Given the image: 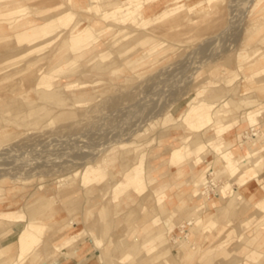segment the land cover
Masks as SVG:
<instances>
[{
  "label": "rangeland",
  "instance_id": "1",
  "mask_svg": "<svg viewBox=\"0 0 264 264\" xmlns=\"http://www.w3.org/2000/svg\"><path fill=\"white\" fill-rule=\"evenodd\" d=\"M188 1L119 0L115 17H97L106 32L92 30L88 45L76 43L85 44L81 50L57 39L25 57L12 52L7 60L12 74L0 81V102L19 98L20 105L0 110V246L6 248L1 264H122L123 251L135 241L139 255L132 261L128 253L123 264H218L223 256H201L225 241L229 249L240 246L245 232L253 243H243L230 258L246 264L249 252H264L263 174L250 184L241 213L217 221L208 233L204 219L189 244L196 248L193 258L179 256L177 240L193 225L188 220L204 215L197 209L213 210L221 186L237 187L227 173L215 174L222 153L205 139L226 127L221 139L256 144L259 162L264 159V93L258 91L264 78V0H197L190 7ZM6 3L20 10L14 14L20 22L56 20V0H1L0 6ZM192 7L201 12L179 26L180 12ZM72 12L68 26L57 28L63 39L73 23L88 25L84 12ZM2 36L13 32L0 18V57L12 47L27 51L14 38L2 42ZM118 39L128 43L126 52H118ZM63 60L71 71L54 73ZM41 76L62 95L59 103L39 97L33 80ZM236 85L235 98L257 96L256 107L226 104ZM207 106L219 108V120L197 140L189 128L195 116L189 113H203ZM200 196L207 202L196 203ZM172 211L176 229L170 231L165 221ZM242 218L249 219L229 235ZM31 225L43 233L23 254L20 235L24 229L33 232ZM160 234L168 241L164 247ZM170 246L165 257L145 259Z\"/></svg>",
  "mask_w": 264,
  "mask_h": 264
},
{
  "label": "bare ground",
  "instance_id": "2",
  "mask_svg": "<svg viewBox=\"0 0 264 264\" xmlns=\"http://www.w3.org/2000/svg\"><path fill=\"white\" fill-rule=\"evenodd\" d=\"M57 4L54 8V13H56L54 16H56V20L50 18H46L49 21H47L45 24L37 25L34 22H20L17 15H14L18 11H20L17 8H13L11 5L2 4L0 6V12H3V14H0V18L7 21L9 24V28L13 32V36H2L1 41L6 42L10 41L11 38L15 39L16 42H18L21 47L20 49L27 48L26 52H18L19 48H9L6 52V56L2 55L0 57V77L3 81L4 79H8L9 76H11V72H8V61L12 58L11 54L12 52L16 51L17 53L15 56L25 57L27 55H30L31 53H34L36 51L42 50L43 46H48L52 44L57 39L63 40L64 43L69 44L70 48H72L73 51L81 50L83 47H85V44L88 45V42L90 40L89 34L91 31L101 32L103 34L106 32V28L101 23V19H98L97 17L101 18H107L115 17L116 13H119L121 10H114L119 5V0H87L86 3H83L79 0H56ZM197 0L188 1V6L196 4ZM222 0H219V3ZM1 2V0H0ZM185 2V1H184ZM28 5V4H27ZM65 9H68L65 11ZM202 8H185L183 11L180 12L178 16V23L179 26H182L184 28L185 21L188 19V17L198 15L201 12ZM72 11H79L84 12L83 17L85 20H87L88 25L79 27L78 22L73 23V25L69 29V36L68 38L62 37V34L59 35L57 33V28L59 25L68 26V23L73 18L74 14ZM116 11V13H115ZM6 16V17H3ZM41 16L47 17L46 14H41ZM116 19V18H114ZM177 23V24H178ZM262 24V23H261ZM67 29V28H66ZM187 27L174 34V37H178L180 33H186ZM122 39L115 40L114 42H120ZM78 42H87L83 45H77ZM44 44V45H42ZM26 45V46H25ZM45 46V47H46ZM128 43H122L120 42L118 44V52H126L128 50ZM8 60V61H7ZM34 63V62H33ZM33 63H29L26 67H30ZM132 62H128L127 64L130 65ZM72 65L69 64L68 61H62L59 67H57L54 70V73L64 74L71 71L70 67ZM74 68V67H73ZM25 69V68H24ZM24 69L18 70L15 72L21 73ZM70 69V70H69ZM125 68H119L115 70V73H119L120 71H124ZM264 71V70H263ZM49 78L47 76H41L37 80H33L36 85H38V92L39 97L49 103V104H57L61 101L62 95L56 92V90H53L51 88V85L46 84L45 82ZM259 93H264V78L258 81ZM1 86V83H0ZM240 90V86L236 85L231 89V96L233 98L229 99L226 104L231 105L235 108H238L240 105L247 106L248 108H254L258 104L257 96H251L248 93L243 94L241 97H236L235 94H238ZM257 91V90H256ZM20 100L19 98L16 99H9L3 102H0V110L5 111L6 105H11L13 109L16 107H19ZM221 104H219L220 106ZM223 106V105H222ZM219 108L218 109H210V106H207V109L205 112L198 113L194 110H191L189 115L195 116L189 121V128L191 130L196 131V138L197 140H202L203 137L206 135L207 129L210 126L215 125L214 123L219 120ZM238 110V109H237ZM221 112V111H220ZM222 113V112H221ZM252 113L248 112L250 115ZM216 119V120H215ZM251 119V116H250ZM259 120V119H258ZM222 122V121H220ZM227 128L219 129L216 131L215 135L212 137H207L205 140L209 143H213L212 147L214 150L221 152L222 155L218 162V167L215 168L216 172L215 174L219 172L227 173V175L233 178V181L236 182L237 187H233L230 184H225L224 186H221V196L218 198L213 199L214 208L211 211L205 210V206H202L200 208H196L198 211L202 210L204 215L202 217H197V219H189L188 222H191L193 225L190 228V233H188L185 238L179 237L177 240V247L179 250V256L181 260H191L196 253L195 247H189V244L193 242V238L196 236L197 231L201 229L205 225V221L208 223L207 226L204 228V232L208 233L211 230V226L214 225L217 221H223L227 222L229 219H234L238 213H241L243 208V203L245 200V197L249 195L248 188L252 182H260V178L263 177L264 174V159L259 162V153L261 150L259 148H256V144H250L245 142L243 146V149L246 151V155L243 158L241 155H243V151L241 146L237 144L236 140H226L221 139L224 135L223 132ZM233 129V128H232ZM223 131V132H222ZM256 135V134H254ZM195 136V135H194ZM221 139V140H220ZM203 146H199V151H202ZM184 147H181L179 151H182L184 154ZM180 152H177L173 158V161L178 162L181 158L179 157ZM243 158V159H242ZM201 159L195 160V165H200ZM221 167V168H220ZM260 177V178H259ZM204 181V170L201 173V175L197 176L195 179L194 185L199 186L200 183ZM210 183V182H209ZM220 188V187H219ZM227 190H229L227 192ZM239 190V191H238ZM198 192V191H197ZM197 192L194 193V195H197ZM207 202L206 200H203L202 196L198 197L196 199L197 202ZM211 201V200H210ZM173 215L171 218L166 219L165 224L169 228L170 231L176 229V223L173 221V216L175 215V211H172ZM184 215V214H183ZM205 219V221H204ZM227 219V220H225ZM249 218H242L240 221L236 222L232 228L231 231H229V235L233 233H238V229H241L247 222ZM235 221V220H234ZM184 227V226H183ZM32 231H28V229H24L21 232L19 244L21 247V251L23 254L27 253L31 249L35 247V245L39 241V237L42 235V229L38 225H31ZM186 234V233H185ZM160 245L159 246H165L168 241L164 239L163 234L159 235ZM254 241V237L251 235L250 232H245V234L241 237L240 246L237 244L233 248L229 249L227 246L229 244V241H225L224 243L219 244L218 246L212 248L211 250H208L204 253V255L201 256V259H206L205 256H223V260L219 262L218 264H236L237 257L230 258L231 255H233L232 252H235V250H241L244 247V244H252ZM194 243V242H193ZM244 243V244H243ZM18 245V244H17ZM138 244L136 241L130 246L128 251H123L122 256V262L124 263V260L127 259V254H133L134 258L132 261H134L139 255L137 253ZM156 248V247H155ZM154 248V249H155ZM121 249V248H120ZM36 250V249H35ZM171 250L170 247L163 248L162 252H158L157 254L153 255L151 258H145L149 260L150 262L159 260L163 256L165 257ZM6 251V248L4 245L0 246V260L4 252ZM152 250L147 251V255H150L152 253ZM232 253V254H231ZM210 258V257H209ZM213 258V257H212ZM214 258V259H215ZM144 259V260H145ZM246 264H264V252H259L258 250H253L249 252L246 256ZM209 261V260H208ZM212 262V261H211ZM2 261H0V264ZM131 264V263H130Z\"/></svg>",
  "mask_w": 264,
  "mask_h": 264
}]
</instances>
